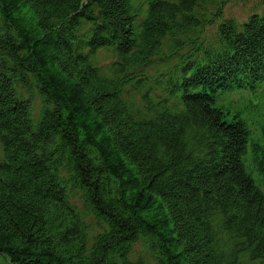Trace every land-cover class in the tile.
<instances>
[{"label":"trees","instance_id":"trees-1","mask_svg":"<svg viewBox=\"0 0 264 264\" xmlns=\"http://www.w3.org/2000/svg\"><path fill=\"white\" fill-rule=\"evenodd\" d=\"M226 4L0 0V256L142 264L143 238L157 264H264L243 164L250 144L264 186V128L251 142L218 100L264 83V12L240 24Z\"/></svg>","mask_w":264,"mask_h":264},{"label":"rangeland","instance_id":"rangeland-1","mask_svg":"<svg viewBox=\"0 0 264 264\" xmlns=\"http://www.w3.org/2000/svg\"><path fill=\"white\" fill-rule=\"evenodd\" d=\"M263 8L264 0L233 1L226 7V18H232L239 22H243L246 21L253 13H259L262 11ZM96 58L97 65L103 69H106L108 64L112 61V56L106 51L98 52ZM262 93L264 95V91ZM251 101V96H237L234 99H228L224 105L231 112H240L243 117H246L250 112ZM40 107V98L36 96L34 97V116L36 118L39 114ZM262 113L263 117L261 118V124H264V102L261 114ZM152 243L153 242H150L148 239H139L133 246L132 254L129 259L132 262L141 261L142 264H157L158 254L155 251H151L149 248ZM0 261L4 264H10L9 260L5 256H0Z\"/></svg>","mask_w":264,"mask_h":264},{"label":"water","instance_id":"water-1","mask_svg":"<svg viewBox=\"0 0 264 264\" xmlns=\"http://www.w3.org/2000/svg\"><path fill=\"white\" fill-rule=\"evenodd\" d=\"M0 264H4L2 261H0Z\"/></svg>","mask_w":264,"mask_h":264}]
</instances>
